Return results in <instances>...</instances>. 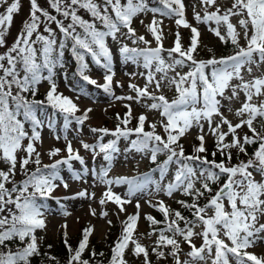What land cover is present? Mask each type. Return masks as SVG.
<instances>
[{
  "label": "snow or ice",
  "instance_id": "obj_1",
  "mask_svg": "<svg viewBox=\"0 0 264 264\" xmlns=\"http://www.w3.org/2000/svg\"><path fill=\"white\" fill-rule=\"evenodd\" d=\"M29 3L28 18L8 46L6 35L15 14L21 11V0H0V49H5L0 52V163L6 166L0 167V264H32V258L41 255L39 240L43 238H38L37 231L47 227L48 201L54 200L66 217L71 213L62 201L95 198L96 193L87 188L63 197L54 196L57 189L70 188L62 175L65 168L73 181L87 183L86 177L90 175L93 187L97 183L104 185L99 203L115 204L117 215L126 212L125 205L135 200L136 212L121 221L122 230L111 246L107 264H130L129 252L137 259L142 257L143 264H152L150 253L157 261L171 257L172 264H264V255L249 251L257 240H264V74L253 75V69L259 71L264 65V0H232L227 9H221L217 0H199L203 14L193 6L197 24L209 25V31L222 43L230 42L233 46L231 55L220 57L208 48L212 55L206 60L196 58L202 33L186 19L184 0H160L161 7H149L147 0H47L48 8L38 0ZM144 13L152 14L145 27L154 38L155 47L133 27L134 18ZM233 17H239L242 36L232 23ZM162 18H175L177 28L190 29L188 46L182 43L177 31L173 46L164 47ZM109 40L115 43L123 63L145 70L128 73L145 80L142 87L128 85L135 95L114 92V85H123L114 81V53ZM128 40L131 46L125 42ZM66 52L76 62L75 74L88 85L102 89L115 100L134 101L148 111L158 112L164 134L157 131V123L148 122L147 115L133 116L131 104H125L127 112L123 117L116 114L118 123L114 129L89 127L94 142L79 141L92 154L93 161L101 157L105 162L99 168H89L79 149L73 147L68 132L81 133L92 109L77 115L81 109L75 101L88 95L83 87L66 83L74 98L60 90L57 70L65 67ZM89 57L103 69L104 83L90 75ZM245 73L251 78L246 79ZM61 78L68 80L66 73ZM164 88L174 89L172 99L163 94ZM241 93L244 99L235 111L240 119L233 123L222 109L227 107L231 112L232 101L239 100ZM222 100H227L228 105L222 104ZM48 109L51 111L45 121L38 113ZM57 115L63 118L59 133L55 132L53 120ZM133 119L136 124L130 126ZM73 123L75 129L71 128ZM146 123L150 130H146ZM225 126L227 131L222 130ZM44 127L54 131L56 140L65 142L63 149L53 147L47 151L52 160L48 164L43 163L37 147L43 143ZM245 127L248 132L241 135L238 130ZM193 128L197 129L195 138L199 143L186 154L180 141ZM209 135L215 141L211 159L206 146ZM108 136L112 138L105 142ZM121 140L127 141L123 151L119 147ZM248 146L255 147L249 152ZM233 149L246 158L233 163ZM132 153L155 164L151 173H158L159 179L149 173L110 177L117 156L123 155L127 160ZM161 155L165 159L158 161ZM218 155L222 159L218 160ZM73 161L82 168L76 170ZM170 171L172 179L165 183ZM18 173L20 180L16 179ZM122 185L127 186L125 192L114 191V187ZM177 193L190 198L175 201L190 217L172 209L163 199L155 203L145 200L163 219L145 214L149 231L138 235L140 199L153 194L171 199ZM202 199L205 202L201 204ZM89 208L96 216L95 209L91 205ZM100 215L106 217L108 213ZM108 224L111 225L110 220ZM61 227L65 229L67 264H92L97 256L104 257L103 252L92 249L90 257L84 258L94 226L82 230L75 248L68 239L67 222ZM145 236L151 240V247L141 242ZM195 239L201 243L197 245ZM182 245H187L186 253ZM44 255L52 264H59L55 256ZM182 256L187 258L181 259ZM98 264H104L103 260Z\"/></svg>",
  "mask_w": 264,
  "mask_h": 264
},
{
  "label": "rangeland",
  "instance_id": "obj_2",
  "mask_svg": "<svg viewBox=\"0 0 264 264\" xmlns=\"http://www.w3.org/2000/svg\"><path fill=\"white\" fill-rule=\"evenodd\" d=\"M39 4L42 7H47V0H38ZM184 3L186 5V12L185 16L186 19L189 21L190 24L193 26L197 27L198 30L202 33V43L198 47V52L195 54L197 59H208L212 55L208 51V48H211L214 52V54L217 57L224 56L221 52L223 43L219 40L218 37H216L212 32L209 31V25L207 24H197V22L194 19V11H193V6H195V11L200 12L203 14V8L200 6L199 0H184ZM218 6L221 7V9H227L231 7L232 0H217ZM2 11V9H0ZM30 11V3L29 0H21V11L18 14H15L14 20L12 27L10 28L9 32L6 35V41L7 45L11 46V44L14 42L15 37L17 36L18 32L21 30L23 22L28 18ZM157 19H161V17L157 16ZM163 19V33H164V47L165 48H170L173 46V41L175 40V34L177 31L181 33L180 31H185V32H190V29L187 28H177L175 24V18L173 19H168V18H162ZM143 20L144 24H141L140 21ZM152 20V14L151 13H144L140 14L138 17L134 18L133 20V27L137 30L138 35H144L146 39L152 41V47H155V41L152 35L147 31L145 25L150 23ZM238 20L239 17H233L232 18V23L237 25V30L241 32V36L243 33V29L239 28L238 25ZM54 27V26H53ZM212 27H215L214 24H212ZM42 30V29H41ZM223 31V29H222ZM191 33V32H190ZM181 35V34H180ZM182 38V43L185 46L189 45V41L187 36L181 35ZM131 46V41H125ZM241 44L243 45L245 41L241 38ZM110 46L113 48V69L116 73L114 77V81H119L120 84L123 85V87H115L114 85V92L116 95H135L133 93L128 85L131 84H136L138 86H143L145 83V80L141 76H130L128 73L132 72H143L145 71L143 68H137L135 65L128 63L125 64L122 61V58L119 57V55L116 53V45L114 42L109 40ZM140 47H144L143 44L139 45ZM5 49H0V52H3ZM166 55V53H165ZM231 55V54H230ZM228 56V55H226ZM90 66H91V72L90 75L92 78L96 79L98 83L102 84L104 83L103 78H102V73L103 69L98 68L95 64L89 60ZM187 69H184L186 71ZM63 72H58L57 80L60 85V90L64 92L66 95L73 97L74 98V93L69 91L68 88L66 87L67 84H74L69 78L67 81L61 78V74ZM264 74V65L261 66L260 70L257 71L256 69H253V75L259 76ZM245 78L250 79L251 77H248L247 74L245 73ZM238 81H233V83H237ZM80 87V86H77ZM83 87V86H82ZM88 95L87 96H81V98L77 101H75L79 108L81 109L80 113H77L80 115L83 110L87 108H91L92 111L89 113V119L85 122V125L83 126L82 132L81 133H76L75 131L70 130L68 132V136L70 139L73 141V147L75 149H79L80 155L85 158L86 164L88 165L89 168H99V166L102 163H105L102 161L101 157H97L95 161L92 159V154L88 151H85L80 144V140H84L85 142L92 143L94 142V135L89 131V127H106L109 129H114L115 125L113 124L112 121L109 120L110 123H106V119L108 114L112 110H117V111H123L125 108L124 105L130 103L133 111L134 116H138L141 113H144L148 117V122L151 123H157V131L160 134L163 133V129L159 126V121L161 119L160 115L158 112L155 111H148L147 109L143 108L140 104L129 101H123V100H115L112 96H109L108 94H105L102 89H98L92 85H87L86 87H83ZM43 91V88L41 89ZM160 94V93H157ZM163 94H165L169 99H172L173 96L175 95L174 89L173 90H168L167 88H164ZM226 95H230V92H226ZM244 99L243 93L240 95L239 100H233L231 103L232 111L229 112L227 111V107H225L223 110L224 115L233 123L239 122V117L235 115L236 109L240 107L241 101ZM143 103V102H142ZM222 104L225 106L228 105L227 100H222ZM126 109V108H125ZM127 110V109H126ZM51 110H47L42 114H39L38 116L47 121L48 119V113H50ZM218 120V118H216ZM54 124H55V132L59 133L62 128L63 124V118L59 115L53 118ZM76 125L73 123L71 125L72 129H75ZM146 130L148 129V125L146 123L145 125ZM223 131H227L226 126L222 129ZM247 128H243L238 130L241 135H243L246 131ZM41 135H42V140L43 143L38 144V150L42 153V160L43 162L45 161H50V159L47 156V151L53 147H59L63 149L65 147V142L63 139L61 140H56L54 131L50 130L48 127H44L41 130ZM196 135H197V129L193 128L190 130V132L185 136L181 138V143H183L185 146L189 145L190 143L197 142L196 140ZM112 137L108 136L105 137V142L108 139H111ZM230 140L231 137H228ZM214 140V138L209 135L206 138V146L207 144ZM26 143V142H25ZM199 143V142H198ZM127 146V141L121 140L119 147L121 148V151ZM236 151L235 149L232 150ZM61 155H66V152H62ZM163 159L165 157L162 155ZM239 159H245L240 155ZM239 159H237L236 162L238 163ZM149 161L147 157H141L139 154L132 153L131 157L127 160L124 159L123 155L117 156L113 166L112 170L109 173L110 177H117V176H126V177H138L142 176L144 173H149L150 175L153 176L154 179H159V174L158 173H151L150 169H146V162ZM0 167H6L2 163H0ZM73 167L76 170H80L82 166L79 164L77 161H73ZM172 171L175 169V165L171 166ZM172 171L169 172V175L167 179L165 180V183L168 180L172 179ZM62 175L68 180L70 184V188L68 190H65L63 187L57 189L53 195L58 196V197H63L65 195H71L72 193H75L83 188H87L89 192H95L96 196L92 200L88 199H73V200H66L62 201L67 208V211L71 213L68 216H64L62 214L61 209L59 206L55 203L54 200L49 201V209H50V214L47 216V227L45 230H38V238L42 237H50L52 239H57L61 233H64L65 229L61 227L67 222L68 228L67 232L68 235L72 236V238H79L82 230L87 227H93L94 226V232L90 236L91 238H97L101 239L103 237L104 232L108 230V227L111 225L108 224V221L110 220L111 222L115 223L117 222V217L120 219L126 218L127 215L134 214L136 212L135 208V200L133 201L132 204L125 205L126 212L124 213H118L117 206L111 202L106 203L105 205H101L99 203V199L102 195V193L105 191V186L102 184L97 183L95 187H93V180L92 177L89 175L86 177L87 183H83L80 181H73L70 178V173L67 171L65 168L62 171ZM21 176L19 173L17 174V177ZM16 177V179H17ZM258 180L261 179L259 176L256 177ZM199 185H197L198 187ZM126 185H122L120 187H114V191L118 193H123L126 191ZM181 195L179 193L175 194L174 198H168L164 196L163 194H160L159 196L153 194L152 196H145L144 198L140 199L141 203V209H140V214H141V219L138 222V228H137V234L139 235L140 233H147L149 229L147 228V225L145 223L144 216L145 214H151L155 208L150 207L149 204L145 203V200H152L153 203H155L158 199H163L166 204L170 205L171 207L175 204V201L177 198H179ZM89 205H91L92 209H95L97 215L93 216L90 212ZM107 212L108 215L106 217H102L100 215L101 212ZM264 222V221H262ZM200 229L197 228V231ZM152 239H155L153 237ZM42 240V239H41ZM40 241V240H39ZM199 239H195V242L198 244ZM141 242L147 246L151 247V240L149 238L142 237ZM184 252L186 253L189 249L187 245L183 246ZM249 251H253L258 255H264V240H257L256 245L254 248L249 249ZM187 257L182 256L181 259H185ZM127 259L131 263H137L139 260L142 259L140 257L139 259L133 257L131 253H127ZM172 263V258H169V261L167 259L161 260L158 264H171Z\"/></svg>",
  "mask_w": 264,
  "mask_h": 264
},
{
  "label": "trees",
  "instance_id": "obj_3",
  "mask_svg": "<svg viewBox=\"0 0 264 264\" xmlns=\"http://www.w3.org/2000/svg\"><path fill=\"white\" fill-rule=\"evenodd\" d=\"M147 4L149 7H161L160 0H147ZM44 8H48L44 7ZM51 11V9H49ZM222 54H228L229 52H233V46L231 43H224V47L221 49ZM68 62V67L67 71L65 73L67 74L68 77L72 78L74 82H81L82 80L75 74L76 73V62L72 58L71 54L69 52L65 53V56L63 58V63ZM59 70V69H58ZM57 70V71H58ZM119 113L121 117L124 116L125 111H117L113 110L108 114V119L106 120V123H109V120L113 122V124L116 126L118 123L116 119V114ZM136 120H132V124L130 126H135ZM109 129V127H108ZM248 132V129L246 130ZM250 134V133H249ZM197 142H192L191 144L185 146V152L186 154H190L192 151V145L197 144ZM255 146H248L249 152L252 151V149ZM208 151H209V158L211 159L210 153L215 150V141H211L207 145ZM240 155L244 156L243 154H238L236 151H233V163L237 161V159L240 158ZM217 159H222L219 155L217 156ZM158 161H161V157H158ZM155 164H152L151 162H148V166H154ZM22 179V176L17 178V180ZM179 199H188L190 201V198L188 197H181ZM205 201L202 199L201 204L204 203ZM172 209H179L183 212L184 215L190 217V213H188L186 210L181 209V206L177 203H175L174 207ZM155 218L157 220H162L163 217L161 213H158L157 211L154 212ZM111 226L108 227V230L104 232L103 237L101 239L97 238H91L89 241V249L85 251L84 258L88 259L90 257V252L92 249H94L96 252H103L105 255L104 257H99L97 256L93 261L92 264H98L99 261L103 260L104 264H107V259L110 258L111 255V246L113 242L117 239L119 236L122 227L121 223L117 220V222L113 223L111 222ZM183 225V224H181ZM82 238V233L79 238H72V236L68 235V239L70 244L75 248L78 246V243L80 239ZM64 235L61 233L57 239H52L50 237H45L42 240L39 241L40 244V249H41V255L36 256L32 258V264H52V262H49L44 254H48L50 256H55L57 260L59 261V264H67L68 260V251L67 248L64 244ZM51 246V247H49ZM167 251V250H166ZM150 258L152 260V264L157 260L155 255L150 253ZM139 264H143V260L139 262Z\"/></svg>",
  "mask_w": 264,
  "mask_h": 264
}]
</instances>
